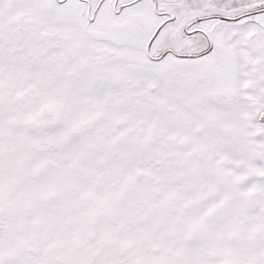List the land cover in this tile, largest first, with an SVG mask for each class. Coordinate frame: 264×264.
I'll list each match as a JSON object with an SVG mask.
<instances>
[{"label":"snow or ice","instance_id":"1","mask_svg":"<svg viewBox=\"0 0 264 264\" xmlns=\"http://www.w3.org/2000/svg\"><path fill=\"white\" fill-rule=\"evenodd\" d=\"M0 264H264V0H0Z\"/></svg>","mask_w":264,"mask_h":264}]
</instances>
